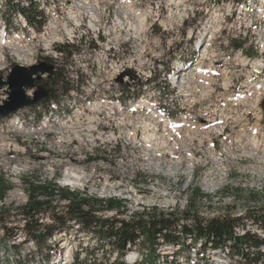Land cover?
<instances>
[{
    "label": "rangeland",
    "instance_id": "374dc122",
    "mask_svg": "<svg viewBox=\"0 0 264 264\" xmlns=\"http://www.w3.org/2000/svg\"><path fill=\"white\" fill-rule=\"evenodd\" d=\"M6 1L0 0V28L4 19L10 17ZM17 1L25 7L28 4V0ZM33 1L43 12V26L37 30L25 26L22 16L13 17L5 41L0 43V80L6 82L14 66L28 68L45 62L53 66L54 75L50 82L51 76H42L37 89L48 91V95L57 94L67 109L56 118L55 111L50 114L52 104H48L49 111L45 112L36 103L0 118V179L11 184L3 200L9 209V213L4 214L9 231L5 236L0 225V264H74L77 255L83 264L119 261L111 247L73 224L66 233L61 232L48 242L50 248L42 253L34 249L32 242H24L20 230L22 222L16 216L17 207L27 200L22 178L55 183L70 191H85L98 200L114 198L121 202L122 213L105 211L101 215L107 218L130 221L132 218L126 215L172 213L184 218L176 229L180 231L183 225L192 226L193 216L202 220L228 216L241 219L234 228L236 235L242 236L244 231L263 238L262 230L251 222L247 213L264 211V110L261 107L264 101V0ZM87 3L94 6L89 7ZM69 10L77 19L69 18ZM92 14L98 19L95 30L89 27ZM75 19L79 21L78 26ZM66 29L75 32L73 37H68ZM110 54L114 55V61L105 59ZM140 55L143 56L141 69L153 68L159 73L153 76L157 86L132 89V94L131 88H124L122 94V88L112 89V82L99 80L107 78L108 63L109 69H118V62ZM180 59L186 63L191 61L195 69L187 67L181 90L174 89L171 77L168 78L170 72L176 71L175 64ZM162 68L164 71L160 74ZM60 74L69 90L66 93L53 83ZM191 77L202 79L204 98L198 95L199 86L191 82ZM34 90H26V94L29 91L31 97ZM110 90L113 93H104ZM9 93L7 85H0L1 108L9 102ZM186 94L192 95L195 105L185 113L180 108L185 106ZM116 101H121L120 107ZM100 102H106L109 107L100 106ZM170 106H173L171 110ZM175 107H178L180 125L183 116L185 122H193L198 118V110H206L203 118L210 131L221 134L212 138L215 152L212 147H201L209 141V132H204L208 139L203 142L199 141L201 136L189 132L188 138L194 140L181 138L180 143H173L175 138L168 130L177 132L172 125L165 128L160 136L162 140L158 139L154 148L147 150L141 141V146L133 141L141 131L146 135L150 124L154 131L158 129L155 125L159 118H151L150 113L165 112L173 119ZM89 108H95L90 114L94 125L110 122L117 131L116 134L102 132V140L110 146L115 143L117 148L97 144L98 152L111 153L113 158L98 161L95 167L63 162L60 158L95 156L86 131L75 130L66 140H61L59 134L65 132L60 128L68 115L76 120ZM130 111L134 112L131 122L123 113ZM149 111H152L148 114L151 117L145 115ZM133 130L137 133L131 134ZM179 132L182 134L183 125ZM156 135L159 137L157 132ZM85 138L87 146H83V141H74ZM73 171L84 179L67 176V172ZM42 219L44 224L50 223L47 217ZM184 242L189 245L193 241L188 238ZM200 245L182 254L183 257L194 255ZM156 247L160 257L179 249L177 245L161 242ZM242 248L250 254L256 253L254 247L246 244H242ZM137 251L133 249L122 261L136 264L140 259ZM207 251V256H223ZM229 251H221L225 257L217 264H244L240 255L231 256ZM66 252L67 261L62 262ZM131 253L136 257L129 259ZM46 255L50 258L48 262L42 261Z\"/></svg>",
    "mask_w": 264,
    "mask_h": 264
},
{
    "label": "trees",
    "instance_id": "16d2710c",
    "mask_svg": "<svg viewBox=\"0 0 264 264\" xmlns=\"http://www.w3.org/2000/svg\"><path fill=\"white\" fill-rule=\"evenodd\" d=\"M6 8L9 9L10 17L4 19L6 29L13 24V17L17 14L22 16L27 25L40 30L44 23V15L38 10V5L33 0H28L27 6H22L17 0H7ZM31 10L28 13V10ZM57 89H62L63 93L68 92V88L64 86L63 78L56 75L53 80ZM57 94H49L47 99L40 100L43 111H46L50 102H60ZM21 184L26 194V203L18 206L16 216L22 222L20 228L24 236V242H32L34 249L40 253L50 248L48 242L55 239L56 235L63 232L66 233L68 228L77 225L83 233L95 235L97 241L101 244L105 243L115 252L119 261L111 264H123V256L130 250L136 249L140 254L141 264H156L159 255L156 253L158 242L166 245L178 244V253L185 252L194 246L197 241L201 243V251L207 249L214 252H221L230 249L229 253L235 256L240 255L244 264H264V237L257 238L253 234H245L242 236L234 233V228L241 222V219L231 218L228 216L213 218L210 220H202L197 216H193L192 226H181L180 231H176L179 227L181 219L172 213L151 214L144 216H135L130 221L118 220L116 218H107L101 214L105 211L116 210L120 212V203L115 200H98L89 197L86 192L78 190L70 191L68 188H61L57 184L48 182L33 181L22 178ZM11 184L0 179V225L2 231L6 234L9 229L4 223V214L9 213V209L5 207L3 200ZM194 189L190 190L191 194ZM247 216L255 223L263 232L264 236V211L261 214H250ZM43 217H47L49 224L43 223ZM187 218V216H184ZM191 239L193 242L186 245L184 240ZM242 244L254 247L256 253L250 254L248 250H243ZM139 247L137 249V247ZM14 248L15 245H13ZM49 256H43L42 261L48 262ZM75 264H83L78 258H74ZM103 264L100 262L98 264ZM140 264V263H138Z\"/></svg>",
    "mask_w": 264,
    "mask_h": 264
},
{
    "label": "built area",
    "instance_id": "2783aa9c",
    "mask_svg": "<svg viewBox=\"0 0 264 264\" xmlns=\"http://www.w3.org/2000/svg\"><path fill=\"white\" fill-rule=\"evenodd\" d=\"M142 58L143 56L141 55L133 57V58H126L123 61L118 62V69H109V63H108L107 78H100L99 80L112 82V89L113 87L122 88V94H124V88H131V94H132V89L151 88L153 86H157V84L153 83V76L159 73L153 68L146 69V70L141 69V67L143 66ZM105 59L109 60V62L114 61V55L110 54V56L106 57ZM163 71L164 69L162 68L160 74H162ZM191 81H193V83H196V85L199 86L200 91L198 95L201 98H204V84L203 82H200L201 81L200 78L198 77V79H195L194 77H191ZM162 84L166 85V83H162ZM104 93L109 94V93H113V91L112 90L105 91ZM191 97L192 95L186 94L185 106H183L184 111L193 110L194 103L192 102ZM100 106L109 107V104H106V102H100ZM91 109H95V108H89L88 110L84 111L82 115H80L76 120L66 119V121L64 122L65 133H59V134H61V140H66V137L72 136V132H74L75 130L86 131V137L87 136L91 137L89 146L95 148V156H89L87 159H80L79 157L78 158H60L62 159L63 162H69V164L87 163L90 165V167H95L98 161H101L106 158H113L111 156V153L106 155L103 152V154H101L102 152H98L97 149L99 148V145L104 146V148L110 146V145H107L106 140H102V132H115L116 134L117 131L115 130L113 126L110 125V122L104 123V125H101V123H97L96 125H94L92 121H90L91 120V116H90ZM171 109L172 107L170 106V110ZM198 111H199L198 118H196L193 122H185L184 116H183L182 134H175L174 131L168 130V132L171 133L173 138H180V141H181V138H188L189 132H194L197 135H200L201 132H209V135L211 134L214 135V132H211L210 129L205 127V123L207 122L203 117L204 115H206V110L204 111L198 110ZM123 113L127 115L128 121L131 122V120L133 119L134 112H123ZM46 131L49 132V129H46ZM94 133L95 135L93 136ZM141 134H142V131L138 133L137 138L134 139L135 142H138V146H140ZM159 140H162V139H159ZM74 141H83V146H87L86 138L84 140H74ZM110 147L117 148L115 146V143L114 145ZM201 147H212L214 151V148L210 142V138H209V141H207L204 144H201ZM125 217L133 219V217L128 216V215H126Z\"/></svg>",
    "mask_w": 264,
    "mask_h": 264
},
{
    "label": "bare ground",
    "instance_id": "6f19581e",
    "mask_svg": "<svg viewBox=\"0 0 264 264\" xmlns=\"http://www.w3.org/2000/svg\"><path fill=\"white\" fill-rule=\"evenodd\" d=\"M84 1V0H83ZM88 1V0H87ZM86 1V2H87ZM94 3H95V1H97V0H92ZM91 1V2H92ZM178 1V0H177ZM92 2V3H93ZM84 5H85V3L84 2H82ZM90 3V2H89ZM93 3V4H94ZM173 3H174V0H173ZM93 4H91V5H93ZM98 4V3H97ZM179 4V3H178ZM87 5H88V3H87ZM90 5V6H91ZM89 6V5H88ZM89 6V7H90ZM94 6V5H93ZM94 8V7H93ZM93 8H90L91 10H93ZM71 10H69V18L70 19H74V18H76V16H72V12H70ZM89 14V13H88ZM91 14V13H90ZM74 15V14H73ZM97 16V15H96ZM94 14H92V17H91V19H90V22H89V27L91 28V30H95V28L97 27V21H98V19H97V17H96ZM77 19V18H76ZM76 19H75V24L78 26L79 24V21H76ZM132 24V23H131ZM136 25V24H135ZM43 26V25H42ZM137 28V27H136ZM139 28V27H138ZM66 31H67V35H68V37H73L72 36V34H74L75 32H73V30H71V29H66ZM5 40H4V37L2 38V39H0V43H3ZM241 60V59H240ZM244 62V61H243ZM187 67H188V64L186 63V60H179L178 62H177V64H175V69L174 70H176V71H173V72H170L169 74H168V78L169 77H171V78H169V80H170V83H172L173 84V88L174 89H177V88H179V90H181V85H183V80H185V77H186V75H187ZM209 74V73H208ZM210 76V75H209ZM208 78V77H207ZM192 82V81H191ZM259 83V82H258ZM253 84H255V83H253ZM256 85V84H255ZM128 90V89H127ZM159 90V89H158ZM185 92H187V91H185ZM252 92V91H251ZM256 93V92H255ZM188 94V93H187ZM27 95L28 96H30V92L28 91L27 92ZM261 95V94H260ZM151 97V96H150ZM168 98V97H167ZM163 102V101H162ZM116 104L120 107L121 106V101H116ZM245 104V103H244ZM72 105V104H71ZM160 105V104H159ZM153 107H156L155 105H152ZM54 110L53 111H55L56 113H57V115H56V118H59V115L58 114H62L63 113V111H64V109H67V106H64V104H63V102H61L58 106H57V104L56 105H54ZM173 107V106H172ZM175 109V111L173 112L174 113V118L172 119L171 117H169L165 112H162V114H161V112H154V113H150V112H152V111H149L148 113H145V115H147V116H149L148 114L150 113V114H152L153 116L151 117V115L149 116V117H151V118H159V123L157 124V125H155L158 129H155V131L153 130V127H152V124H150V125H148L147 127H146V130H147V133L145 132V134L146 135H144V133L142 134L143 136L141 137V139H140V141H141V144H142V146L144 147V149H150V148H154L153 146L155 145V143H157V141H158V139H161L160 138V136H161V134L165 131V128L168 126V125H172V128L177 132V134H181V132H179V130H180V128H181V125H183V123H181V125L177 122V119H178V115H177V113H176V111H177V109H178V107H175L174 108ZM183 107H181L180 108V110L182 111V112H185L186 113V111H183ZM118 110H120V109H118ZM117 110V111H118ZM124 111V110H123ZM66 112V111H65ZM131 112V111H130ZM68 113V112H67ZM117 113H120L119 111L117 112ZM160 115V116H159ZM118 116V115H117ZM138 116V115H137ZM145 117V116H144ZM63 118V117H62ZM111 118V117H110ZM147 118V117H146ZM67 119H69V120H71L70 118H69V115L67 116ZM92 119V118H91ZM126 119V118H125ZM142 119V118H141ZM124 120V119H123ZM66 121V119L65 120H63V122H65ZM98 121V120H97ZM113 121H114V119H113ZM118 121L120 122L121 120H119L118 119ZM127 121V120H126ZM143 124H144V121L142 122ZM121 124V123H120ZM118 125V124H117ZM122 125V124H121ZM145 125H146V123H145ZM140 128V127H139ZM142 128H144V127H142ZM61 129V132H64L65 131V126H64V124L62 125V127L60 128ZM143 130V129H142ZM77 132V131H76ZM133 132H136V131H132L131 132V134L133 133ZM156 132L158 133V136L159 137H157V135H156ZM65 133V132H64ZM137 133V132H136ZM166 133V132H165ZM200 134H202V135H197L199 138H200V136L202 137V139L201 140H199V141H201V142H203L202 140H205L206 141V139H208L207 138V135H205L204 134V132L203 133H200ZM204 134V135H203ZM170 135V134H169ZM132 136V135H131ZM81 137V136H80ZM195 137V136H194ZM163 138V137H162ZM128 139V138H127ZM134 139H136V138H134ZM185 139V138H184ZM189 139V138H188ZM198 139V138H197ZM130 140V139H129ZM134 141V140H133ZM184 141H186V140H184ZM198 141V140H197ZM176 142H179L180 143V138H175V141L173 142V143H176ZM170 143V142H169ZM184 143V142H183ZM175 146H176V144H174ZM183 145H185V144H183ZM141 146V145H140ZM157 149V148H156ZM185 149V148H184ZM209 149V148H208ZM152 150V149H151ZM150 150V151H151ZM155 150V149H154ZM210 150H211V148H210ZM191 151V150H190ZM202 153H203V151H202ZM192 157V156H191ZM195 159V158H194ZM192 161V160H191ZM190 162V161H189ZM198 163V162H197ZM77 165V164H76ZM196 165V164H195ZM76 167V166H75ZM188 167V166H187ZM72 168V167H71ZM77 169V168H76ZM74 170H75V168H74ZM78 171V170H77ZM67 174V176H70V177H72V178H74V179H79L81 176L78 174V173H76L75 171H73V172H67L66 173ZM69 177V178H70ZM82 178V177H81ZM82 179H84V178H82ZM73 180V179H72ZM74 181V180H73ZM76 181V180H75ZM79 181V180H78ZM64 182H67V181H64ZM73 184V183H72ZM244 232V231H243ZM244 233H246V232H244ZM201 246V245H200ZM135 256V254H129V256H128V258L129 259H133V257ZM136 257V256H135Z\"/></svg>",
    "mask_w": 264,
    "mask_h": 264
},
{
    "label": "water",
    "instance_id": "95a60500",
    "mask_svg": "<svg viewBox=\"0 0 264 264\" xmlns=\"http://www.w3.org/2000/svg\"><path fill=\"white\" fill-rule=\"evenodd\" d=\"M53 66L40 62L30 67L14 66L6 82L0 80V85H7L9 88V102L4 107H0V118H6L18 110L35 105L40 100L48 98V91L37 89V84L41 82L42 76H51ZM30 97L26 90H33ZM264 110V101L261 103Z\"/></svg>",
    "mask_w": 264,
    "mask_h": 264
},
{
    "label": "flooded vegetation",
    "instance_id": "af4514ba",
    "mask_svg": "<svg viewBox=\"0 0 264 264\" xmlns=\"http://www.w3.org/2000/svg\"><path fill=\"white\" fill-rule=\"evenodd\" d=\"M53 75H54V74H52V75H51V77L48 79V80H49V82L51 81V79H52Z\"/></svg>",
    "mask_w": 264,
    "mask_h": 264
}]
</instances>
